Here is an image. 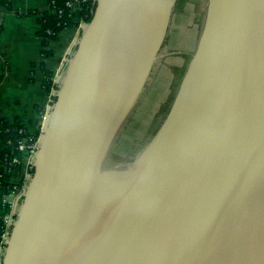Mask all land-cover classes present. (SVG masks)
<instances>
[{
  "label": "water",
  "instance_id": "1",
  "mask_svg": "<svg viewBox=\"0 0 264 264\" xmlns=\"http://www.w3.org/2000/svg\"><path fill=\"white\" fill-rule=\"evenodd\" d=\"M94 1L0 264H264V0L206 1L166 113L116 165L176 0Z\"/></svg>",
  "mask_w": 264,
  "mask_h": 264
},
{
  "label": "crops",
  "instance_id": "2",
  "mask_svg": "<svg viewBox=\"0 0 264 264\" xmlns=\"http://www.w3.org/2000/svg\"><path fill=\"white\" fill-rule=\"evenodd\" d=\"M48 0H7L0 4V116L19 121L30 132L41 131L48 112V76L55 75L64 63L78 34L71 26L61 30L45 45L39 35V14L48 11ZM10 180H25L29 155L21 152ZM11 195L0 188V218Z\"/></svg>",
  "mask_w": 264,
  "mask_h": 264
},
{
  "label": "flooded vegetation",
  "instance_id": "3",
  "mask_svg": "<svg viewBox=\"0 0 264 264\" xmlns=\"http://www.w3.org/2000/svg\"><path fill=\"white\" fill-rule=\"evenodd\" d=\"M206 1L207 0H176L175 8H177V7L180 8L179 13L181 15L180 19L182 21V23H181L182 26H180L179 29L176 31V35H175V33H173L174 28L170 29V32L172 33V37H169L171 40V45L167 46V48H166L167 51L164 52L163 56L159 59L160 62H159L158 67L156 69V71L157 70L158 71L154 75V78H153L155 85H162L163 88L165 87V89L168 92L172 88V95L170 94L171 98L169 100L170 101L169 105H170L171 100L173 98V95L176 91L177 85L174 86L173 85L174 81L169 80V76H168L167 72H162V70L170 69L172 71V70H175L176 68L180 67L181 62L178 61V59H180L179 55L184 54L185 52L183 53V51H185L190 46V44L189 45L186 44V46H184L183 43L188 41V39H186V38L190 39L192 37V34H193L192 32H194L197 29L199 24L201 26L202 17L205 13ZM185 8H188V11L190 10L188 12V14L189 13L191 14V15H189V19H187L188 14H187V11ZM175 11H176V9H175ZM190 19H191V21H189ZM184 20H185V24L183 23ZM187 28H188L187 32H190L189 30L191 28L190 33L186 32ZM171 33L169 36H171ZM187 34H189V35H187ZM184 36H188V37H184ZM190 54L191 53H189V57H190ZM186 64H187V62H186ZM186 64H185V66H186ZM164 73H166V74H164ZM172 85L174 86V88L172 87ZM144 98H145V103L142 101L143 103L141 102V105L138 106L139 108L136 109V110H138L137 114L136 113L134 114L135 118L134 117L132 118L133 121H131L127 125L125 130L122 131V133H121V135L117 141L118 147L121 144L126 143V145H128V144L132 145V146L129 145L131 147L129 150H131V149L136 150V152L134 154H132V156L130 157L132 160H133V158L136 157L135 154L139 153V151L142 149V147L145 145V143L151 137V135L155 131L157 125L159 124V122L162 119L161 118L159 121L158 120L156 121L153 117H152L153 118L152 119L146 113L148 111L149 112L153 111L156 108L158 109L160 107V105H163L165 103V100H166V99H164V97L160 98L158 96H154V92L145 93ZM143 104H144V106H143ZM165 106H166L165 108L167 110L168 106L166 105V103H165ZM143 122H144V124H143ZM136 142H138V143H136ZM129 146H128V148H129ZM129 154H130V152H129ZM134 155H135V157H134Z\"/></svg>",
  "mask_w": 264,
  "mask_h": 264
},
{
  "label": "trees",
  "instance_id": "4",
  "mask_svg": "<svg viewBox=\"0 0 264 264\" xmlns=\"http://www.w3.org/2000/svg\"><path fill=\"white\" fill-rule=\"evenodd\" d=\"M1 5H7V0H0ZM54 6L62 9V13L45 11L39 14L38 33L42 37L45 45L49 40H55L58 33L66 27H79L81 22H88L95 7L94 0L80 2L76 9L66 7L65 0H54ZM47 88L53 87L49 74ZM39 131L30 133L19 121L8 122L0 116V186H4L6 191H10L9 185L12 171L16 167L15 158L20 154L17 150L19 142L30 143L39 138ZM6 170L4 169V167Z\"/></svg>",
  "mask_w": 264,
  "mask_h": 264
},
{
  "label": "rangeland",
  "instance_id": "5",
  "mask_svg": "<svg viewBox=\"0 0 264 264\" xmlns=\"http://www.w3.org/2000/svg\"><path fill=\"white\" fill-rule=\"evenodd\" d=\"M183 8V7H182ZM186 9V11H187V14H188V12L190 11H188V8H185ZM180 8H176V11H175V13H174V16H173V20H172V25H171V28L173 29V33H175V35H176V31L179 29V27L180 26H182L181 25V23H182V21H181V15H180ZM189 15H191L190 13L187 15V19H189ZM186 17V16H185ZM193 18V17H192ZM201 18V17H200ZM186 20V19H185ZM185 20L183 21V23L185 24ZM203 20H204V15H203V17H202V22H203ZM189 21H191V19L189 20ZM202 22H201V26H200V24H199V26L197 27V29L194 31V32H192L193 34H192V37L189 39V38H186V39H188V41H186V42H184L183 43V45L184 46H186V44L187 45H189L190 44V46L185 50V51H183V53L184 54H180L179 55V57H180V59H178V61H180L181 62V65H180V67H178V68H176L175 70H170V69H165V70H162V72H167V74H168V76H169V80H173L174 81V83H173V85L175 86V85H177L178 84V81H179V79H180V77H181V75H182V73H183V71H184V69H185V64H186V62H187V60L189 59V53H191L192 52V49H194V47H195V45H197V43H198V40H199V35H201V32H202ZM78 28V27H77ZM188 31V28L186 29V32ZM190 32H191V28H190V30H189ZM190 32H187V33H190ZM171 33V32H170ZM170 33H169V35H170ZM168 35V38H166V40H165V43H164V45H163V47H162V51H161V53H164V52H166L167 51V46H170L171 45V40H170V38L169 37H172V33H171V36H169ZM187 35H189V34H187ZM184 37H188V36H184ZM189 52V53H188ZM178 57V58H179ZM177 61V62H178ZM160 61L158 60V63H159ZM157 69V68H156ZM160 70V71H161ZM158 71V70H157ZM157 71L155 70V71H153V74H152V76H151V78H150V81H149V83L147 84V86H146V88H145V90H144V93H143V95L140 97V99H139V102H138V104L139 105H141V102L143 101L144 103H145V98H144V94L145 93H147V92H154V96H158V97H160V98H162V97H164V99H166L165 100V103H166V105L169 107V100H170V98H171V95H172V88H171V92L169 93L166 89H165V87L163 88V86L162 85H155V82H154V75L157 73ZM164 74H166V73H164ZM54 75H52L50 78L52 79V77H53ZM173 77V78H172ZM172 85V87L174 88V86ZM156 94V95H155ZM171 94V95H170ZM144 98V99H143ZM142 102V103H143ZM165 103L163 104V105H160V107L157 109H155V110H153V111H148L146 114H148V116L149 117H153L156 121L158 120H160L163 116H164V114L166 113V106H165ZM139 105H137V108H139L138 106ZM143 106H144V104H143ZM168 107H167V109H168ZM137 111L138 110H136V114H137ZM152 118V119H153ZM134 123V122H133ZM143 124H144V122H143ZM142 128V127H141ZM136 143H138V142H136ZM135 144V143H134ZM130 144H128V145H126V143H123V144H121L119 147H118V144H117V142H116V144H115V148L112 150V152L109 154V156H108V160H107V163H109V161L111 160L112 161V164H125V163H129V162H131L132 161V159L130 158L131 156H132V154H134L135 152H136V150L135 149H131V150H129L131 147L130 146H132V145H130ZM128 146H129V148H128ZM119 150H118V149ZM129 152H130V154H129ZM135 155H137V154H135ZM135 155H134V157H135ZM110 159V160H109ZM134 159V158H133ZM110 161V162H111Z\"/></svg>",
  "mask_w": 264,
  "mask_h": 264
},
{
  "label": "built area",
  "instance_id": "6",
  "mask_svg": "<svg viewBox=\"0 0 264 264\" xmlns=\"http://www.w3.org/2000/svg\"><path fill=\"white\" fill-rule=\"evenodd\" d=\"M86 0H65V5L66 7L72 8V11L76 9L77 5L80 2H84ZM48 10L51 12H57V13H62V9L57 8L54 6V0H48ZM84 22H81L80 24H83ZM2 27L1 19H0V30ZM79 28V27H78ZM62 76V71H57L56 74L52 77V83L53 87H51V92L48 96V109L50 108L51 104L55 100V92L54 90L57 89L58 87V80ZM39 147V141L38 138L30 143H25V142H19L17 145V150L21 152H26L29 155V162L27 165V172H26V177L25 180L22 182H13L9 180L8 184L12 185L11 190L9 191L11 198L5 202V213L4 215L0 218V260L3 257L5 248H6V243L9 238L11 228L15 219V212L17 210L19 201L21 199V195L23 194L25 187L28 182V177L29 174L32 171L33 167V160L34 156L38 150ZM4 169L6 170L5 166H3ZM0 188H4V186H0ZM6 190V189H5Z\"/></svg>",
  "mask_w": 264,
  "mask_h": 264
}]
</instances>
